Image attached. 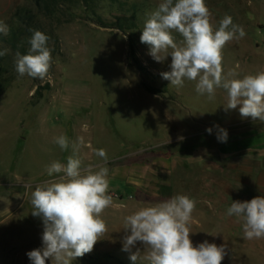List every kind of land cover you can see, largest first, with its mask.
I'll list each match as a JSON object with an SVG mask.
<instances>
[{"label": "rangeland", "instance_id": "rangeland-1", "mask_svg": "<svg viewBox=\"0 0 264 264\" xmlns=\"http://www.w3.org/2000/svg\"><path fill=\"white\" fill-rule=\"evenodd\" d=\"M160 2L74 0L55 16L39 15L49 37V74L20 77L0 97V264H32L27 253L43 247L31 192L50 179L46 165L66 163L71 154L52 142L61 134L70 142L84 137L85 166L102 165L95 150H106L114 198L102 217L108 231L72 264H148L122 250L123 218L177 194L197 202L194 244L224 245L222 264H264V239H244L242 225L224 215L232 201L264 196V123L242 118L239 106L226 110L223 89L209 100L194 82L177 88L162 78L171 56L156 62L140 42L145 13ZM206 3L214 27L227 14L246 33L224 48L225 74L264 70V0ZM19 6L37 12L33 0H0V20L7 24ZM101 21L125 29L103 28ZM132 42L145 72L131 63ZM216 126L227 130V142L218 141Z\"/></svg>", "mask_w": 264, "mask_h": 264}, {"label": "clouds", "instance_id": "clouds-1", "mask_svg": "<svg viewBox=\"0 0 264 264\" xmlns=\"http://www.w3.org/2000/svg\"><path fill=\"white\" fill-rule=\"evenodd\" d=\"M145 16L140 42L149 46V55L156 62L163 63L171 56V70L161 73L163 79L177 88L183 87L186 80L194 82L195 91L209 100L214 99L217 89H223L226 110L239 106L242 118L264 123V70L242 78L234 71L224 72V48L246 34L230 15L226 14L214 27L206 0H161ZM30 31L28 52H15V71L20 77L43 80L52 64L49 37L39 30ZM8 32L7 24L0 20V34L7 36ZM174 33L181 39L177 40ZM9 52L3 48L0 57ZM216 127L218 141L227 142V130ZM207 131L211 133L212 129ZM52 142L62 150L71 147L72 152L66 163L53 161L46 165L50 179L37 184L31 192V214L43 221V247L27 253L32 264H46L49 260L51 264H72L93 251L108 231L103 213L114 204L106 150H95V155L104 161L102 165L85 166L80 156L84 137L70 142L61 134ZM196 203L186 194H177L124 216L122 250L130 253L132 261L148 264H222L224 245L207 240L194 244L190 238ZM224 215L235 217L242 225L244 239H264V196L232 201ZM138 243L142 248L137 247Z\"/></svg>", "mask_w": 264, "mask_h": 264}, {"label": "trees", "instance_id": "trees-1", "mask_svg": "<svg viewBox=\"0 0 264 264\" xmlns=\"http://www.w3.org/2000/svg\"><path fill=\"white\" fill-rule=\"evenodd\" d=\"M35 9L37 12H34L30 8L19 6L12 17L7 22L9 32L7 36L0 34V50L3 48L10 49V52L0 57V97L9 90L13 83L20 78L18 73L15 71L14 66V55L18 50L21 54H26L30 45L28 40L32 36L31 30H39L45 35L46 29L43 28V23L40 19V16L49 17L51 15H56L59 9L65 7V5L73 3L74 0H33ZM113 24L109 26L104 22H100V26L103 28H112L124 30L123 25ZM131 29V28H130ZM47 46L49 47V40L47 41ZM130 58L131 63L136 65L142 72H145V67L140 63L136 56L135 46L132 42L130 45ZM153 92L154 90L149 89Z\"/></svg>", "mask_w": 264, "mask_h": 264}, {"label": "crops", "instance_id": "crops-1", "mask_svg": "<svg viewBox=\"0 0 264 264\" xmlns=\"http://www.w3.org/2000/svg\"><path fill=\"white\" fill-rule=\"evenodd\" d=\"M250 147H253V145H252V146H250V145H247V147H246V148H250Z\"/></svg>", "mask_w": 264, "mask_h": 264}]
</instances>
